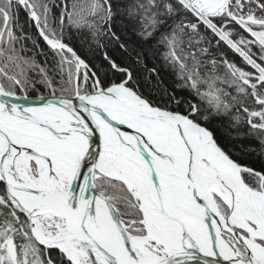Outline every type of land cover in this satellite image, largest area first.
Returning <instances> with one entry per match:
<instances>
[{"label":"snow or ice","instance_id":"1","mask_svg":"<svg viewBox=\"0 0 264 264\" xmlns=\"http://www.w3.org/2000/svg\"><path fill=\"white\" fill-rule=\"evenodd\" d=\"M0 264H264V0H0Z\"/></svg>","mask_w":264,"mask_h":264},{"label":"trees","instance_id":"2","mask_svg":"<svg viewBox=\"0 0 264 264\" xmlns=\"http://www.w3.org/2000/svg\"><path fill=\"white\" fill-rule=\"evenodd\" d=\"M24 19H25L24 13L21 12V21H23ZM33 31H35V30L33 29ZM41 43L43 44L42 41H41ZM228 55H229L230 58L236 59L237 60V63L240 62L239 59L236 58V57H234L232 53L229 52ZM38 59L42 60L43 58L42 57H38Z\"/></svg>","mask_w":264,"mask_h":264}]
</instances>
